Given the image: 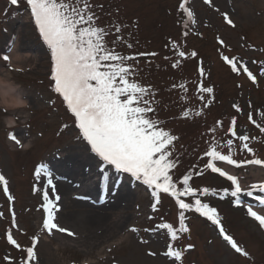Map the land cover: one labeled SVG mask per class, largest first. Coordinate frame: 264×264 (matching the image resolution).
<instances>
[{
  "label": "rangeland",
  "instance_id": "374dc122",
  "mask_svg": "<svg viewBox=\"0 0 264 264\" xmlns=\"http://www.w3.org/2000/svg\"><path fill=\"white\" fill-rule=\"evenodd\" d=\"M90 2L98 17L97 25L110 32L106 37L110 47L111 41L119 35L122 42L116 43L115 50L123 55L156 53L155 56H138L129 63H135L138 69L135 80L150 86L155 94L153 118L163 121L162 127L178 137L173 146V158L178 161L172 170L173 178L192 175L190 184L197 189L198 198L217 209L223 227L226 225L249 255L236 253L220 236L217 226L194 211L185 212L189 231L178 233L177 241H171L166 230L144 231L155 229L160 223H171L179 228L180 209L175 199L161 193L157 210L153 211L155 199L151 189L130 174L117 173L111 168L106 174L109 178L101 179L102 190L107 191L112 181L110 174L115 186H123L129 198L121 199L120 193L116 201L111 198L108 203L100 187L97 196L101 197H90L91 210H87L104 216L112 232L103 231L88 239L77 230L72 231L73 236H68L43 229L46 217L42 207L43 192L48 187V176L43 170L39 178L36 176L41 165L52 180L55 171L63 170V158L75 152L85 151L93 158L90 164L84 163L90 165V172L101 174V169L107 166L80 138L74 117L53 90L50 50L39 35L25 0H20L18 5L0 0V80L12 84L14 92L25 102L10 109L0 94V175L8 181L9 194L14 198L9 201L0 184V264H9L6 256L11 258L12 264H23L27 256L23 249L32 246L33 238L38 242L36 259L31 264H173L174 258L163 255L169 243L183 251L182 262L175 264H264V228L247 214V205L264 214V205L255 200L256 195L264 196V193L254 191L252 197L246 195L252 185L264 182V166L236 167L217 162V166L238 178L243 190L240 206L230 195L234 190L231 182L205 169L209 159L205 152L211 144L226 145L232 138L226 130L233 117L237 119L238 133L250 136L248 143L254 151L250 154L242 150L240 142L234 139L233 158L264 161V133L248 120L251 112L257 123L264 126L261 116L264 113V0H211V3L187 0L193 21H189L180 8L184 0ZM225 14L234 27L226 22ZM117 25L120 33L115 32ZM15 47H19L21 57L14 63ZM180 51L185 52L184 57L178 55ZM192 52L197 55L192 57ZM4 56L9 60L5 61ZM223 56L246 64L257 77L256 82L242 72H233ZM177 61L179 67H173ZM201 67L203 76L199 71ZM201 84L212 87L213 92L200 93ZM201 95L204 100L199 98ZM234 104L239 105L241 111L238 112ZM185 111L189 112L187 118L183 116ZM197 112L200 115H196ZM218 150L228 154L227 147ZM82 159L79 157L77 164ZM74 161L72 157L68 164L74 166ZM198 172L202 175H197ZM204 188L210 189L207 196L200 195ZM212 191L216 195H211ZM182 199L189 203L194 200L193 197ZM55 222L58 224L57 216ZM133 227L139 231H131ZM9 231L21 249L7 242ZM188 245L193 247L187 248Z\"/></svg>",
  "mask_w": 264,
  "mask_h": 264
},
{
  "label": "snow or ice",
  "instance_id": "6c2138e0",
  "mask_svg": "<svg viewBox=\"0 0 264 264\" xmlns=\"http://www.w3.org/2000/svg\"><path fill=\"white\" fill-rule=\"evenodd\" d=\"M9 2L11 5H18L20 0H9ZM25 2L30 9L31 18L40 37L50 50L53 90L62 98L68 112L74 117L80 138L90 146V151L99 158V161L107 166L101 169V175L109 178L106 174L111 168L117 173L130 174L136 181L142 182L151 189V195L155 199V203L152 205L153 211L157 210L156 205L160 202L161 193L175 199L180 209L179 228H174L171 223H160L155 229H144V231L156 233L159 230H166L171 241H177L178 233L189 231L185 224V212L194 211L216 225L220 236L236 253L247 257L248 252L226 232L217 209L203 203L198 198L197 189L190 184L192 175L185 174L182 179L177 180L173 178L172 170L178 163L177 159L173 158V146L178 137L162 127L163 121L153 118L156 112V108L153 106L156 103L153 98L155 94L150 86H143L135 80L138 69L135 63H129L136 61L138 56H155L156 53L123 55L115 50L116 43L122 42V37L119 35L111 41L112 46L110 47L106 41L110 32L97 25L98 17L95 16L94 6L90 0H25ZM205 3H211V0H205ZM186 4L187 0H184L180 4V8L187 15L189 21H193V13ZM225 20L228 24L235 26L227 14H225ZM114 28L116 33H120V26L117 25ZM220 43L223 44V41ZM127 46L132 47L131 44ZM178 55L184 57L185 52L180 51ZM196 55V52L191 53L192 57ZM3 59L7 61L9 57L4 56ZM222 59L231 66L233 72L237 74L242 72L253 83L256 82L257 77L246 64L228 56H223ZM173 67H179V61ZM199 71L203 76L204 69L201 67ZM180 87L184 88V85H180ZM198 91L211 94L213 88L201 84ZM199 98L204 100L203 95ZM208 103L210 104L211 101ZM233 107L238 112L241 111L239 105L234 104ZM196 115H200V113L197 112ZM183 116L187 118L189 112L185 111ZM261 116L264 118V113ZM248 120L259 129L260 133H264V126L257 123L251 112L248 114ZM212 131L215 132V128ZM226 131L232 138L226 141V145H221L218 142L211 144L205 152V156L209 158L205 169L218 173L231 182L234 190L230 192V195L236 198L235 204L240 206L242 201L239 197L243 190L238 178L217 166V162L241 167L246 165L264 166V161L260 159L237 161L233 158L234 139L240 142L242 150L254 154L248 143L250 136L246 133L239 134L237 131L236 117L231 119ZM252 139L255 138L252 137ZM221 147H227L228 154L218 150ZM42 170L48 176L47 184L52 191L51 197L47 189L43 192L45 203L42 207L46 213L43 229L48 233L56 230L73 236V232L60 227L55 222V213L59 211L57 202L60 200V196L56 194L51 174L44 169L43 165L37 169L36 176L39 178ZM197 175H202V172H198ZM0 184L3 185V191L8 200L12 201L14 198L9 194L8 181L3 175H0ZM178 184L181 187H178ZM251 189L246 192L248 197H252L254 191L264 193V182L252 185ZM209 193L210 189L208 188L200 191L202 196H207ZM211 195H216V192L212 191ZM182 197H193L194 200L189 203L185 202ZM255 199L264 205V196L256 195ZM247 214L258 221L261 228H264V214L254 210L252 205H247ZM13 223H15L14 213ZM131 231L137 232L139 229L133 227ZM6 238L10 245L21 249V245L13 238L11 231L7 233ZM37 242L38 240L33 238L32 246L23 249L27 253L23 264H31L36 259ZM192 247L193 245L187 246V248ZM150 254L155 255V253ZM163 255L174 258L173 264H175L176 261L182 262L183 251L174 248L173 244L169 243L167 251ZM5 260L12 264L10 257L6 256Z\"/></svg>",
  "mask_w": 264,
  "mask_h": 264
},
{
  "label": "bare ground",
  "instance_id": "6f19581e",
  "mask_svg": "<svg viewBox=\"0 0 264 264\" xmlns=\"http://www.w3.org/2000/svg\"><path fill=\"white\" fill-rule=\"evenodd\" d=\"M20 57L19 47H15L12 52L14 63L20 60ZM13 88L12 84L0 80V94L3 97L2 100L10 109L22 106L25 103L22 98L14 92ZM9 123L12 122L9 121ZM86 154L87 152L85 151L75 152L71 154L70 157L63 158V162L61 163V168H63V170L55 171L52 176L54 177L52 181L56 187V194L60 196V200L57 202L59 211L55 213V216L58 217V225L71 232L76 230L81 231L88 239H91L93 236H99L103 231L104 233L112 232V229L105 224L107 221L104 216L88 211L91 210L90 197L93 195H95L96 198L101 197V195L97 196V190L101 187V179H103L104 176L98 173V171L97 174L96 171H89L88 167L90 165H86L90 164L93 158ZM72 157L75 159L74 166L68 164L72 160ZM79 157H83V161L81 160V162L77 164L76 161ZM84 163L86 165H84ZM108 175L110 179H112V181L108 183L106 193H104L106 194L105 199L108 203L111 198H115L114 200L116 201L120 193L121 199H128L129 195L123 190V186L116 187L115 180H113L110 174ZM47 190L51 197L52 191L50 186L47 187ZM101 191H103L102 187ZM119 208L121 210L123 209L121 206H119Z\"/></svg>",
  "mask_w": 264,
  "mask_h": 264
}]
</instances>
